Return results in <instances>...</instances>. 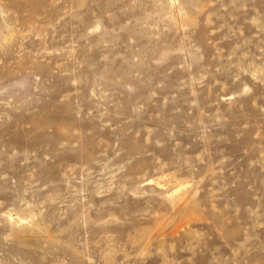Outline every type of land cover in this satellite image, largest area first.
Masks as SVG:
<instances>
[{"label":"rangeland","instance_id":"obj_1","mask_svg":"<svg viewBox=\"0 0 264 264\" xmlns=\"http://www.w3.org/2000/svg\"><path fill=\"white\" fill-rule=\"evenodd\" d=\"M0 264H264V0H0Z\"/></svg>","mask_w":264,"mask_h":264}]
</instances>
